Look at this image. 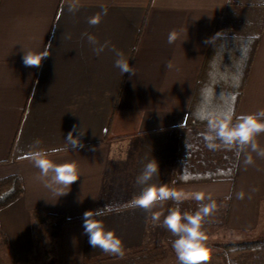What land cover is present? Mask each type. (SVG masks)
I'll return each instance as SVG.
<instances>
[{"label":"crops","instance_id":"obj_1","mask_svg":"<svg viewBox=\"0 0 264 264\" xmlns=\"http://www.w3.org/2000/svg\"><path fill=\"white\" fill-rule=\"evenodd\" d=\"M250 1L242 6L236 0H78L72 12V0H0V178L18 175L23 183L22 194L0 209V240L18 264L36 248L40 226L34 209L69 217L53 243L55 264L118 257L93 248L84 234L83 213L105 205L112 211L100 219L122 239L124 255L168 246L161 224L170 201L152 209L161 213L159 222L150 212L128 207L142 188L136 177L151 159L159 176L150 183L231 197L221 231L257 228L264 210V158L250 149L236 159L234 182L175 184L183 145L195 133L202 138L203 160L194 165L212 170L223 163L224 149L206 146L207 121L197 112H216L240 82L235 115L264 109V0ZM96 15L100 22L90 25ZM172 30L178 39L169 44ZM85 33L100 44L109 42V48L96 55ZM251 36L258 38L257 47L247 74L243 70L240 76L231 67L240 63L239 57L234 60L239 44ZM45 48L51 54L40 67L24 65L25 51ZM117 52L135 76L114 66ZM69 133L83 147L72 148ZM37 139L54 162L78 165L80 178L66 194L58 196L38 179L39 170L27 158ZM257 143L264 148V134ZM248 154L253 164H245ZM241 191L245 197L237 199ZM239 264H264V259L243 256Z\"/></svg>","mask_w":264,"mask_h":264},{"label":"clouds","instance_id":"obj_2","mask_svg":"<svg viewBox=\"0 0 264 264\" xmlns=\"http://www.w3.org/2000/svg\"><path fill=\"white\" fill-rule=\"evenodd\" d=\"M78 0H72L69 5V11H76ZM106 14V9L104 10ZM100 22V16L90 17L88 23L97 25ZM91 45L93 52L100 55L106 48H109V42L100 44L95 36L85 33ZM178 39L176 30L170 31L167 42L173 44ZM115 51L114 46L112 47ZM48 48L44 51L34 52L25 51L23 63L29 67H40L43 59L50 55ZM114 66L119 69L121 74L130 73L135 76L134 67L130 66L128 60L120 52L116 53ZM171 61L166 63V68L171 69ZM200 119L207 121V130L202 133L206 146L210 150H216L219 146L228 149H235L237 155L250 149L260 158H264V148L257 143V137L264 134V109L256 113L241 114L236 116L234 109L229 107L222 112H197ZM235 117V122H234ZM67 142L76 148L83 147L80 140L69 133ZM219 141V145L217 144ZM41 141L35 140L29 146L30 151L27 158L33 166L39 170V177L49 190L64 195L67 192L64 189H70V186L80 178L78 165L75 162H65L58 164L49 158V152L40 148ZM245 164H253V158L250 154L246 155ZM154 176H159V165L151 159L144 163L142 171L136 177V183L141 185V191L133 196L129 201L128 207L143 209L151 213V219L154 222L160 221V212H153L152 209L157 204H163L166 201H173L176 207L170 208L168 214L164 217L161 226L168 230L174 239L172 248L180 264H207L210 258L209 249L206 247L208 239L203 225L207 217L211 216L217 209V204L212 198L211 193L204 191H187L184 189L170 188L167 184L150 183ZM185 182L189 179L187 175L181 177ZM237 199H244L243 191L236 194ZM231 198V197H229ZM195 200L198 208L194 213L181 212L179 205L185 200ZM207 200V203L204 201ZM112 206L96 210H87L83 213L84 234L88 236V242L93 248H98L102 252L123 257L124 245L122 239L114 230L107 229L103 220L106 212H111Z\"/></svg>","mask_w":264,"mask_h":264},{"label":"trees","instance_id":"obj_3","mask_svg":"<svg viewBox=\"0 0 264 264\" xmlns=\"http://www.w3.org/2000/svg\"><path fill=\"white\" fill-rule=\"evenodd\" d=\"M221 40V39H219ZM258 38L254 36L248 37L245 43L239 44L238 56L234 57V60L239 59L240 63L231 67V70H237L242 75L248 72L252 62V58L257 47ZM220 44V43H219ZM221 52V51H220ZM236 54V55H237ZM225 57V54H224ZM223 59H220L219 66L222 67L225 63ZM227 57V56H226ZM231 57V55H230ZM212 55L209 53L207 56V64L211 62ZM233 58V57H232ZM244 59V61H243ZM204 73V72H203ZM231 75V73H230ZM241 82L239 85L231 88L226 96L227 103L223 105L217 104L215 110L220 111L222 109H228L232 107L235 109L236 102L241 95ZM195 103L193 102V109ZM192 108V107H191ZM192 115V109H191ZM191 120V117H189ZM200 122V121H199ZM202 138L199 137L198 133H195L192 137L185 141L183 145V154L181 161L176 173L175 184H186V183H199V182H214V181H235L237 174V163L238 157L237 152L231 157L229 155L221 154L223 157V163L219 164L214 169H208L204 167L202 170L194 165L195 160L202 162L201 143ZM218 144V143H217ZM219 145V144H218ZM223 147L222 145L219 146ZM232 150V149H231ZM215 151V150H214ZM201 153V154H200ZM183 175H187L189 179L185 182L181 179ZM23 192V183L18 175H8L0 178V209L17 199ZM217 204V209L214 213L207 217L203 225L204 231L207 233L226 228L227 224V205L229 198H213ZM208 201L205 200L204 203ZM176 207L173 201H170V208ZM181 212L194 213L198 208V203L195 200H185L180 205ZM169 208V209H170ZM69 219L64 214L47 213L40 209L33 210V220L37 226L46 225L51 230V243H54L55 239L61 232L63 224ZM264 226V224H263ZM165 241L168 246H158L148 250H142L130 254H126L123 257H114L104 260H98L92 264H161L169 257V250L173 252L172 240L174 237L172 234L165 229L164 234ZM257 257L264 259V228L261 235L254 240L240 241V242H229L223 247L222 251L218 253H210V258L207 264H239L241 257ZM180 264V262H178Z\"/></svg>","mask_w":264,"mask_h":264},{"label":"rangeland","instance_id":"obj_4","mask_svg":"<svg viewBox=\"0 0 264 264\" xmlns=\"http://www.w3.org/2000/svg\"><path fill=\"white\" fill-rule=\"evenodd\" d=\"M237 3H241L245 6L247 3H251L250 0H236ZM219 142V141H218ZM224 155L233 156L236 152L235 149H228L224 146ZM217 161V160H216ZM219 163L217 161L215 164ZM208 168L210 165H208ZM210 170V169H209ZM264 210L263 216L259 217V223L257 228L249 233H239L233 231H221V229L213 230L207 233L206 247L209 249V253H218L222 251L223 247L229 242H240L258 238L264 228ZM36 235V248L32 256H30L25 264H55L54 253L52 251L53 243H51V230L46 225H40L35 231ZM176 255L169 250V257L161 264H178ZM0 264H18L13 255L6 248L5 244L0 240Z\"/></svg>","mask_w":264,"mask_h":264}]
</instances>
